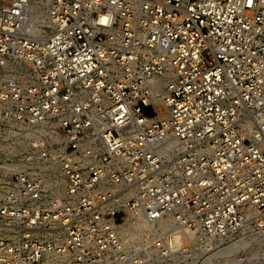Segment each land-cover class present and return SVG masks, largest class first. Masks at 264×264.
Here are the masks:
<instances>
[{
  "label": "built area",
  "instance_id": "2783aa9c",
  "mask_svg": "<svg viewBox=\"0 0 264 264\" xmlns=\"http://www.w3.org/2000/svg\"><path fill=\"white\" fill-rule=\"evenodd\" d=\"M0 264H264V0H0Z\"/></svg>",
  "mask_w": 264,
  "mask_h": 264
},
{
  "label": "bare ground",
  "instance_id": "6f19581e",
  "mask_svg": "<svg viewBox=\"0 0 264 264\" xmlns=\"http://www.w3.org/2000/svg\"><path fill=\"white\" fill-rule=\"evenodd\" d=\"M246 244H248L247 239H243L240 242H235L232 245L228 246L227 248H225L223 251H227V252H235L238 249H241L243 246H245Z\"/></svg>",
  "mask_w": 264,
  "mask_h": 264
},
{
  "label": "rangeland",
  "instance_id": "374dc122",
  "mask_svg": "<svg viewBox=\"0 0 264 264\" xmlns=\"http://www.w3.org/2000/svg\"><path fill=\"white\" fill-rule=\"evenodd\" d=\"M148 112V111H146ZM248 244H246L245 246H243L241 249H244ZM241 249H238V250H241ZM238 250H236L235 252H237ZM235 252H232V253H235Z\"/></svg>",
  "mask_w": 264,
  "mask_h": 264
}]
</instances>
